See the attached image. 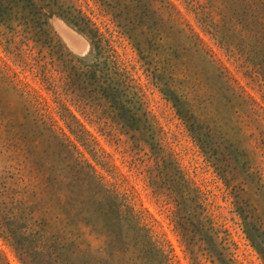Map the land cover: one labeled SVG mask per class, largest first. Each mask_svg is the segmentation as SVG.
I'll return each instance as SVG.
<instances>
[{"label": "rangeland", "instance_id": "374dc122", "mask_svg": "<svg viewBox=\"0 0 264 264\" xmlns=\"http://www.w3.org/2000/svg\"><path fill=\"white\" fill-rule=\"evenodd\" d=\"M0 264H264V0H0Z\"/></svg>", "mask_w": 264, "mask_h": 264}, {"label": "trees", "instance_id": "16d2710c", "mask_svg": "<svg viewBox=\"0 0 264 264\" xmlns=\"http://www.w3.org/2000/svg\"><path fill=\"white\" fill-rule=\"evenodd\" d=\"M145 30L143 31V32H140V34L141 35H143V36H145ZM150 41H152L150 38H148V37H145V44H149V46L151 47V46H153L151 43H150ZM140 53H142L143 54V56L145 55V56H147V54H146V51H144V49L143 48H140V51H139ZM144 56V58H147V57H145ZM166 63H168V61H166ZM155 70H156V68H155ZM170 79V78H169ZM171 80V79H170ZM171 81H173V80H171Z\"/></svg>", "mask_w": 264, "mask_h": 264}]
</instances>
